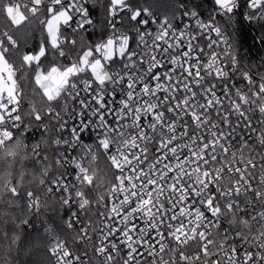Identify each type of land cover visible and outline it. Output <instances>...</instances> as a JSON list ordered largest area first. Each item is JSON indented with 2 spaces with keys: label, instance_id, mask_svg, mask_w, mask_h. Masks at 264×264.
I'll return each instance as SVG.
<instances>
[{
  "label": "snow or ice",
  "instance_id": "1",
  "mask_svg": "<svg viewBox=\"0 0 264 264\" xmlns=\"http://www.w3.org/2000/svg\"><path fill=\"white\" fill-rule=\"evenodd\" d=\"M0 14V264H264V0Z\"/></svg>",
  "mask_w": 264,
  "mask_h": 264
},
{
  "label": "trees",
  "instance_id": "2",
  "mask_svg": "<svg viewBox=\"0 0 264 264\" xmlns=\"http://www.w3.org/2000/svg\"><path fill=\"white\" fill-rule=\"evenodd\" d=\"M2 2V0H0ZM7 26L6 21L4 19V16L0 14V30H3ZM32 27L31 23H26L23 27L19 28L18 30H15V35L17 37H23L25 33H27ZM257 30L254 29L251 25L246 24L245 28L242 33V38L245 40V47L250 46L253 43V35L256 34ZM89 39H92V37H89ZM30 91V89H29ZM30 99V96H25L23 101V107L24 110L27 111V101ZM100 167H103V164L101 162ZM0 260H2V257H0Z\"/></svg>",
  "mask_w": 264,
  "mask_h": 264
},
{
  "label": "built area",
  "instance_id": "3",
  "mask_svg": "<svg viewBox=\"0 0 264 264\" xmlns=\"http://www.w3.org/2000/svg\"><path fill=\"white\" fill-rule=\"evenodd\" d=\"M257 174H259V173H257Z\"/></svg>",
  "mask_w": 264,
  "mask_h": 264
}]
</instances>
